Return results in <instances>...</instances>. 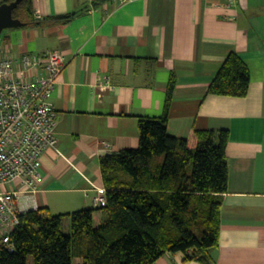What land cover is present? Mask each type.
Wrapping results in <instances>:
<instances>
[{
  "label": "crops",
  "instance_id": "crops-1",
  "mask_svg": "<svg viewBox=\"0 0 264 264\" xmlns=\"http://www.w3.org/2000/svg\"><path fill=\"white\" fill-rule=\"evenodd\" d=\"M32 1V20L7 29L3 44L15 56L60 51L67 65L50 99L57 150L42 157L43 188L33 200L18 198L23 214L94 208L106 190L100 159L138 148L139 119L162 116L173 80L170 136L229 134L219 246L209 264H264V0ZM60 16L71 17L53 21ZM232 52L249 69L247 95L208 94ZM69 226L64 218V232ZM154 264L200 263L167 253Z\"/></svg>",
  "mask_w": 264,
  "mask_h": 264
},
{
  "label": "trees",
  "instance_id": "trees-1",
  "mask_svg": "<svg viewBox=\"0 0 264 264\" xmlns=\"http://www.w3.org/2000/svg\"><path fill=\"white\" fill-rule=\"evenodd\" d=\"M14 0H3L10 3ZM33 1L22 0L13 18L29 23ZM71 16L52 18L64 22ZM248 67L230 53L208 94L243 98ZM174 81L163 114L138 121L139 146L100 159L106 205L64 215L46 209L20 215L11 235L12 251H0V264H154L167 254L209 264L219 246L220 209L227 192V131H193L186 139L167 133ZM69 219V233L63 230Z\"/></svg>",
  "mask_w": 264,
  "mask_h": 264
},
{
  "label": "built area",
  "instance_id": "built-area-1",
  "mask_svg": "<svg viewBox=\"0 0 264 264\" xmlns=\"http://www.w3.org/2000/svg\"><path fill=\"white\" fill-rule=\"evenodd\" d=\"M66 65L60 51L11 55L0 38V251L13 250L11 235L23 214L18 198L33 200L43 188L42 157L57 150L50 99ZM103 83L109 87L107 78ZM98 191L94 206L104 207L106 190Z\"/></svg>",
  "mask_w": 264,
  "mask_h": 264
},
{
  "label": "water",
  "instance_id": "water-1",
  "mask_svg": "<svg viewBox=\"0 0 264 264\" xmlns=\"http://www.w3.org/2000/svg\"><path fill=\"white\" fill-rule=\"evenodd\" d=\"M21 1L14 0L10 3L0 4V35L4 30L21 28L26 25L21 20L13 18V11Z\"/></svg>",
  "mask_w": 264,
  "mask_h": 264
},
{
  "label": "rangeland",
  "instance_id": "rangeland-1",
  "mask_svg": "<svg viewBox=\"0 0 264 264\" xmlns=\"http://www.w3.org/2000/svg\"><path fill=\"white\" fill-rule=\"evenodd\" d=\"M8 32V30H4L3 32H2V34L0 35V37L2 38L3 36H4V34H6ZM65 223H67V219L65 220ZM65 233H69V228H67L66 230H65ZM80 263V260L78 259V258H74L73 259V264H79ZM28 264H32V260L31 259H29V262H28Z\"/></svg>",
  "mask_w": 264,
  "mask_h": 264
}]
</instances>
